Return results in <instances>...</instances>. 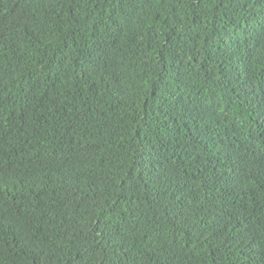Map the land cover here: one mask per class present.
<instances>
[{"label":"trees","instance_id":"obj_1","mask_svg":"<svg viewBox=\"0 0 264 264\" xmlns=\"http://www.w3.org/2000/svg\"><path fill=\"white\" fill-rule=\"evenodd\" d=\"M0 264H264V0H0Z\"/></svg>","mask_w":264,"mask_h":264}]
</instances>
